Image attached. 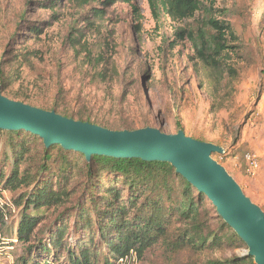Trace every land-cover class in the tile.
I'll return each mask as SVG.
<instances>
[{
	"label": "rangeland",
	"instance_id": "rangeland-1",
	"mask_svg": "<svg viewBox=\"0 0 264 264\" xmlns=\"http://www.w3.org/2000/svg\"><path fill=\"white\" fill-rule=\"evenodd\" d=\"M100 1L60 0L53 9L48 7L49 0H0L3 94L58 113L65 109L74 116L91 115L113 127L135 121L136 129L151 126L174 134L180 125L186 135L225 148L224 154L213 153V158L264 210V0L215 1L212 14L229 22L240 39L232 43L229 55L238 76H226L215 86L202 64L192 61L189 41L177 46L168 43L176 27L192 20L175 23L163 13L157 21L147 0L135 1L138 14L122 0L108 6ZM93 7L103 8L104 17L89 14ZM73 27L80 29L92 45L102 47L111 74L108 82L90 80L84 53L66 42ZM248 151L260 157V168L254 174L244 159ZM59 154L54 150L47 165L57 163ZM42 162L43 147L38 142L26 163L27 171L36 172ZM86 183L84 169H75L69 184V190H74L72 200L64 206L42 209L32 241L0 250V264H23L40 236L45 232L46 237L62 225L67 229L65 238L74 242V235L91 239L88 244L103 254L105 246L98 234L77 221V203L90 206ZM201 211L208 218L207 227L221 234L219 214L210 199L205 200ZM183 228L184 224L176 220L170 228L171 237ZM247 251V245H217L212 238L201 248L182 251L159 242L142 259L134 255L127 264H193L245 256Z\"/></svg>",
	"mask_w": 264,
	"mask_h": 264
},
{
	"label": "trees",
	"instance_id": "trees-1",
	"mask_svg": "<svg viewBox=\"0 0 264 264\" xmlns=\"http://www.w3.org/2000/svg\"><path fill=\"white\" fill-rule=\"evenodd\" d=\"M58 1L49 0L48 7L54 9ZM122 1L129 3L134 13L138 14L136 0ZM207 1L208 4L205 0H147L157 21H160L163 13L175 23L193 21L176 27L173 40L168 43L177 46L189 41L193 48L192 61L202 64L211 76V85L215 86L222 84L226 76H238V69L230 63L229 55L234 48L232 43H238L240 39L229 22L212 14L216 0ZM100 2L108 6L116 0ZM91 9L89 14L92 12L96 17H104L103 8ZM200 13L201 18L198 17ZM66 42L77 52L84 53L87 73L92 82H108L111 79L102 47L92 45L76 27L71 28ZM69 112L63 109L60 114L113 130L136 129L135 121L113 127L105 124L104 119H93L91 115L84 114L74 116V112ZM179 129L183 130V127L179 125ZM38 142H42L43 162L36 172L30 173L26 163ZM56 149L60 151L57 163L48 166ZM79 160H82V165ZM75 169H84L88 176L86 188L90 201L89 208H85L84 203H77V221L98 234L105 246L103 254L99 255L103 250L88 244L91 239L84 240L74 235V242L65 238L67 229L62 225L46 237L44 232L23 264H127L134 255L142 259L159 242L174 251L201 248L211 238L217 245L230 243L246 246L220 215L221 234L207 227L208 218L201 207L209 198L168 162L104 155H93L88 160L82 152L66 149L59 144L46 145L41 136L28 130L0 128V250L12 248L19 242H31L42 220L38 213L42 209L64 206L72 200L74 190H69V184ZM6 193L10 196H6ZM176 220L181 221L184 228L173 238L170 228ZM77 230L82 232V229ZM193 264L255 262L246 254Z\"/></svg>",
	"mask_w": 264,
	"mask_h": 264
},
{
	"label": "water",
	"instance_id": "water-1",
	"mask_svg": "<svg viewBox=\"0 0 264 264\" xmlns=\"http://www.w3.org/2000/svg\"><path fill=\"white\" fill-rule=\"evenodd\" d=\"M0 128L25 129L41 136L46 145L59 144L93 155L141 158L168 162L216 206L218 214L248 247L255 264H264V210L247 196L228 169L213 158L225 148L186 135L168 134L146 126L113 130L88 121L64 116L3 94L0 85Z\"/></svg>",
	"mask_w": 264,
	"mask_h": 264
},
{
	"label": "built area",
	"instance_id": "built-area-1",
	"mask_svg": "<svg viewBox=\"0 0 264 264\" xmlns=\"http://www.w3.org/2000/svg\"><path fill=\"white\" fill-rule=\"evenodd\" d=\"M244 159L250 171L254 174L260 168V157L254 151L246 152Z\"/></svg>",
	"mask_w": 264,
	"mask_h": 264
}]
</instances>
